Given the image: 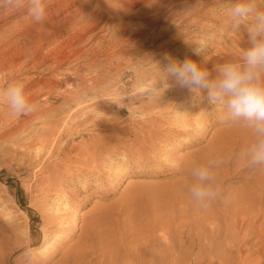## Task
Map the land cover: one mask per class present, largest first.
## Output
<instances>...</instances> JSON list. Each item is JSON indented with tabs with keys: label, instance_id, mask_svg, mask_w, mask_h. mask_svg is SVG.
I'll return each mask as SVG.
<instances>
[{
	"label": "rangeland",
	"instance_id": "374dc122",
	"mask_svg": "<svg viewBox=\"0 0 264 264\" xmlns=\"http://www.w3.org/2000/svg\"><path fill=\"white\" fill-rule=\"evenodd\" d=\"M58 1L46 0L51 17L42 23L22 10L0 11V86L23 81L35 105L33 115L15 116L0 103V264H264V168L240 159L252 131L222 122V110L204 93L173 84L153 102L149 89L151 80L160 86L149 72L165 54L201 62L212 75L240 58L248 40L244 28L231 27L229 0H174L173 8L172 0H161L155 31H170L157 41L135 34L157 13L136 5L124 19L126 36L132 34L129 61L120 51L103 52L108 31L85 39L83 57H73L68 38L100 0L75 1L70 13L86 4L70 27L61 22L66 13L53 14ZM55 52L62 60L52 65ZM147 53L150 59H141ZM43 56L46 62L36 65ZM148 104L156 113H146ZM16 119L22 121L12 127ZM63 120L68 128L58 153L35 156L31 141ZM107 144L113 151L101 159L97 151ZM216 159L224 161L213 169L221 195L201 208L187 192L189 172Z\"/></svg>",
	"mask_w": 264,
	"mask_h": 264
},
{
	"label": "clouds",
	"instance_id": "9594fccd",
	"mask_svg": "<svg viewBox=\"0 0 264 264\" xmlns=\"http://www.w3.org/2000/svg\"><path fill=\"white\" fill-rule=\"evenodd\" d=\"M264 0H229L227 9L233 31L244 28L248 47L238 60L229 61L215 68V75L192 59L182 62L165 54L163 79L164 91L174 81L175 86L191 92L204 93L209 105L223 112L222 122L240 123L249 128L254 140L240 153L249 167L264 168ZM22 10L35 23H42L47 16L46 0H0V11ZM201 56L203 49H192ZM23 81L6 82L0 86V103L6 104L12 115L30 114L35 105L30 102ZM224 163L216 159L205 164H194L189 172L191 181L186 184L190 199L201 208H208L220 198L213 169Z\"/></svg>",
	"mask_w": 264,
	"mask_h": 264
},
{
	"label": "bare ground",
	"instance_id": "6f19581e",
	"mask_svg": "<svg viewBox=\"0 0 264 264\" xmlns=\"http://www.w3.org/2000/svg\"><path fill=\"white\" fill-rule=\"evenodd\" d=\"M75 1L76 3L79 2L80 0H59L58 3L56 2V5L55 7L53 8V14L54 15H61L62 13H66L63 17H62V21L63 22V26L64 27H70L71 24H75L78 19L80 20V16H81V13L83 11V9H85V4H82V5H79V7H77V9L74 10L73 13H70V10L71 8L74 6L75 4ZM170 1V0H169ZM88 2V1H87ZM144 4L145 3V6H139V9L140 11H143L144 13L148 14L149 12L151 11H156L158 9H161L160 6L161 5V0H100L97 2L94 10H92L90 16L84 20L83 24L79 25V26H75L73 29V35H71L70 39L71 40V43L67 46L68 50L70 52H72V56L73 57H81V49H82V46H83V41L87 38L90 37L89 40H93L94 37L100 32V33H105V32H111V34H109L108 36V40L106 41V44H102L101 43V46L100 47H105V49L103 50L104 53L107 54H113L117 51H120V57H122L123 59H127L129 61V56L131 54V52L129 51L130 48L132 46H128V43L132 41V34H129L128 36L127 35V23L124 22V19L126 18V13L129 12L131 9H133L136 5L138 4ZM176 3L177 2H174V0H172V2L169 4V7L173 8V7H176ZM54 4V3H53ZM81 4V3H80ZM163 4V3H162ZM221 5V4H220ZM178 6V5H177ZM193 8V7H192ZM138 10V11H139ZM196 10V9H195ZM139 11V13H140ZM157 13L156 14H153V17H147L146 20H147V24L146 26L143 28H135L136 31H135V34L136 33H141L142 35L144 34V39H148L150 38L151 40H155L157 41V39L159 38H163L164 36H166L168 33H169V28H166L165 27H162L161 29H159L158 31H155L157 28H158V24L159 22L161 21L160 20V16H159V11H156ZM173 12V11H172ZM176 12V11H175ZM174 12V13H175ZM189 12V11H188ZM196 12V11H195ZM51 13V12H50ZM49 11L47 12V18L48 17H51ZM192 14V13H191ZM189 14V15H191ZM17 15V14H16ZM129 15V14H128ZM175 15V14H174ZM189 15H186L185 18H188ZM211 15V13H210ZM146 17V16H145ZM169 17V16H168ZM207 17V16H206ZM219 17V16H218ZM204 18V17H203ZM30 19V18H29ZM182 19V18H181ZM201 19V18H200ZM193 20V19H192ZM204 21V20H203ZM224 21V20H223ZM79 23V22H78ZM101 23H103L102 25H100ZM109 23V24H108ZM223 24V22H221ZM104 24H108V26L105 28L104 27ZM100 25V28L97 30V28L99 27ZM111 25V26H110ZM133 25V24H132ZM171 25V24H170ZM207 25V24H206ZM225 25V24H224ZM18 27V26H17ZM52 27V26H51ZM202 27V26H201ZM134 27H132L133 29ZM203 29V28H202ZM207 29V28H206ZM150 33L147 34V31H150ZM130 31V30H129ZM222 31V30H221ZM33 32V31H32ZM55 32V31H54ZM36 33V32H35ZM107 34V33H106ZM62 35V33H61ZM204 36V35H203ZM43 38H46L47 37V34L43 35L42 36ZM41 38V37H40ZM185 38V37H184ZM38 40V39H37ZM176 40V38H171V39H167L165 40L164 42H161L159 44H156V48H164L167 44H170L172 42H174ZM142 41V40H141ZM45 42V41H43ZM101 42V41H100ZM134 42V41H133ZM197 42V41H195ZM67 43V42H66ZM135 43H133L132 45H134ZM189 44V43H188ZM200 45V44H199ZM98 46V47H99ZM154 46V45H153ZM65 47V46H64ZM99 47V48H100ZM186 48V46H185ZM205 48V47H204ZM53 49V48H52ZM90 49V48H89ZM173 49V48H172ZM67 50V52H68ZM171 50V49H170ZM181 50V49H180ZM189 50V49H188ZM191 50V49H190ZM88 52V51H87ZM96 52V51H95ZM94 52V53H95ZM101 52V51H100ZM183 52H186V49H184V51H182V55H183ZM181 53V52H180ZM103 54V53H102ZM137 54V53H136ZM187 54V53H186ZM86 55V54H85ZM88 55V54H87ZM169 56H171L172 58L176 59V60H181L182 57H179L178 55L172 53V54H168ZM181 55V54H180ZM68 56V54L66 55ZM71 56V57H72ZM111 56V55H110ZM185 56V54H184ZM187 56V55H186ZM17 57V56H16ZM44 57V56H43ZM70 57V56H69ZM83 57V56H82ZM102 57V56H101ZM20 58V57H18ZM90 57H88L89 59ZM46 59L47 58H38L35 60V63L37 65L38 64H44L46 62ZM121 59V58H120ZM141 59H145V60H148L150 59V55L149 53L145 54V55H142L141 56ZM185 59H189L188 57H186ZM12 60V59H11ZM19 60V59H18ZM62 59L60 58V55L58 52H55L53 53V56H52V65L55 64V63H58L59 61H61ZM90 60V59H89ZM184 60V59H183ZM182 60V61H183ZM76 61V60H75ZM88 61V60H87ZM136 61V60H135ZM181 61V62H182ZM13 63V62H12ZM11 63V64H12ZM93 63V61H92ZM110 63V62H109ZM14 65V64H13ZM51 65V64H50ZM153 65V64H152ZM4 66V65H3ZM164 66V61H162V63H159L158 64H154L151 68V72H149V75L152 76L153 79H156L157 82L160 83V81L163 79V74L161 73L159 67L162 69ZM149 68H146L145 70H138V68H134L133 70L136 72V73H143L144 71L148 70ZM60 77V76H59ZM155 80H151L149 82V89L153 92L154 94V99H152V101H156L159 97V99H162L164 97H167L172 91L171 88H172V85L174 84L172 81L170 83V87L167 88L165 91L159 87H156V86H153V85H156ZM40 85V84H39ZM82 86V85H81ZM98 86V85H97ZM143 90H145V88L143 86H141ZM176 87V86H175ZM91 88V87H90ZM178 88V87H177ZM180 88V87H179ZM83 89V88H82ZM86 89V88H85ZM89 89V87H88ZM87 89V90H88ZM138 89V88H137ZM141 89V90H142ZM175 90V88H173ZM140 90V89H139ZM146 90H148V88H146ZM29 91V90H28ZM84 91V89H83ZM167 91H169V93H166ZM30 92V91H29ZM87 92V91H86ZM85 92V93H86ZM136 92V91H135ZM145 92V91H144ZM150 92V91H149ZM35 94V92H34ZM80 94V93H79ZM85 95V94H84ZM149 95V94H148ZM29 96V95H28ZM151 96V95H150ZM172 96V95H171ZM180 96V95H179ZM177 97V96H176ZM172 98V97H171ZM156 99V100H155ZM77 100V99H76ZM82 101V100H81ZM114 101V100H113ZM170 101V100H168ZM167 101V102H168ZM152 102V103H153ZM171 102V101H170ZM79 104V103H78ZM119 104V102H118ZM83 107V106H82ZM52 110V108H50ZM152 107L148 104L147 108H146V113L149 114H152V113H156L154 112H151ZM84 111V110H83ZM35 112V111H34ZM34 112H31L30 114H27L26 116H30V115H33ZM48 111H46L47 113ZM96 112V111H95ZM133 112V111H132ZM97 113V112H96ZM71 115V114H70ZM74 115V114H73ZM72 115V117H73ZM35 116V115H34ZM63 116V115H62ZM156 116V115H155ZM36 117V116H35ZM85 117V116H84ZM78 118V117H77ZM104 118V117H103ZM33 119V117H32ZM39 119V118H38ZM70 120V118H68ZM88 119V118H87ZM31 120V119H30ZM67 120V119H66ZM86 120V119H85ZM101 120V119H100ZM22 120L20 119H16V121L12 124V127L14 126H18L19 125V122H21ZM160 121V120H159ZM203 121V120H202ZM67 122L68 121H65L63 120L61 123H54L52 125H49V126H46V128H44V130L40 133V135L33 141H31L30 145L32 146V150H34V153H35V156H39V154L41 152H47L48 153V158H51L50 156H52L54 154V152L57 154L58 153V149H60V145H61V142L63 141V138H64V134L66 132V129L68 127L67 126ZM164 122V121H163ZM27 122H22V126L25 125ZM71 123V122H70ZM101 123V122H100ZM175 124V123H174ZM187 125H190V124H187ZM186 125V126H187ZM72 127V126H71ZM74 127V126H73ZM189 127V126H187ZM190 129V128H189ZM70 130V129H69ZM65 131V132H64ZM73 131V130H72ZM70 132V131H69ZM154 132V131H153ZM158 132V131H156ZM73 133H76V130L75 132ZM148 137H151L150 134ZM151 139V138H150ZM142 140V141H141ZM140 140V143L142 142V149L143 148V138ZM110 143V141H109ZM64 144H65V140H64ZM115 144L116 145H119V144H126V142H124L123 140L120 141L119 139H116L115 141ZM93 145V144H92ZM140 145V146H141ZM153 145V144H152ZM151 145V146H152ZM155 145V143H154ZM107 146V147H105ZM125 146V145H124ZM113 147L116 148V146L114 145ZM148 147V146H147ZM155 148V147H154ZM86 149V147H85ZM141 149V151H142ZM112 148H109L108 147V144L107 145H101V150L100 152L97 151V154L100 155V158L101 159H105L107 156H110L111 153H112ZM124 151V150H123ZM140 151V149L138 150ZM30 153V152H29ZM74 153V152H73ZM68 154V153H67ZM143 154V153H141ZM61 156V155H60ZM124 156V155H123ZM142 156V155H141ZM95 157V156H94ZM36 158V157H35ZM38 158V157H37ZM64 159V158H63ZM127 159V158H126ZM49 160V159H48ZM95 162V161H94ZM92 168H97L98 167V164H94L91 166ZM52 173L55 174V172H53V169L51 168L50 169ZM57 170V169H56ZM49 171V170H48ZM49 172V173H51ZM66 173V171H65ZM64 173V174H65ZM53 174V175H54ZM59 176L60 174H58V172L56 173V175H54V179L51 177V180H58L59 179ZM46 178V177H45ZM50 177L48 176L47 177V180L49 179ZM50 180V181H51ZM52 180V181H53ZM250 217H253V216H250ZM236 219V218H235ZM234 219V220H235ZM243 219V218H241ZM231 227V226H230ZM237 231V230H236ZM227 245V244H226ZM149 263V262H148Z\"/></svg>",
	"mask_w": 264,
	"mask_h": 264
}]
</instances>
